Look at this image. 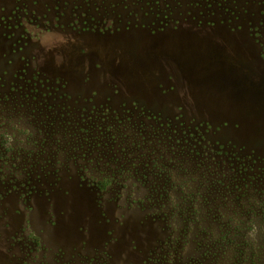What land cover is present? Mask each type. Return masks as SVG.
<instances>
[{
	"label": "rangeland",
	"instance_id": "rangeland-1",
	"mask_svg": "<svg viewBox=\"0 0 264 264\" xmlns=\"http://www.w3.org/2000/svg\"><path fill=\"white\" fill-rule=\"evenodd\" d=\"M0 264H264V0H0Z\"/></svg>",
	"mask_w": 264,
	"mask_h": 264
}]
</instances>
